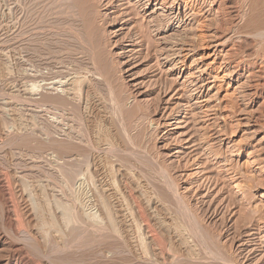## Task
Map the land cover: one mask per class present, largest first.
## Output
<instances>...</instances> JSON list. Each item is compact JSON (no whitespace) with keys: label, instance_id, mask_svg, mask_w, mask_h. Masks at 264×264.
Listing matches in <instances>:
<instances>
[{"label":"rangeland","instance_id":"obj_1","mask_svg":"<svg viewBox=\"0 0 264 264\" xmlns=\"http://www.w3.org/2000/svg\"><path fill=\"white\" fill-rule=\"evenodd\" d=\"M4 1L6 4L4 3ZM40 1L42 5L38 3V0H34L35 3H38L36 4L37 6L28 5L27 7L29 9L27 7V9L20 8L18 10V13V11H13V3H11L13 2V0H0V136L2 137H0V177H4L5 180L7 179L6 182H4V179L0 180L1 182H4V189H1L2 191L0 190V233H3L6 230L4 232L5 234L3 233V235L6 236L7 240L11 243L15 242L14 244H17L22 249L23 256L22 254L21 256L24 260V263L26 264V262H28L29 264H31V262H36V264H49L52 261L51 257H53V260H55L56 258L55 261H67L68 257L69 261H73L74 258L77 261L78 259H80L79 257L84 254L83 260L86 262H92L94 264H141L134 260L133 257L131 258L130 255H127L128 253L124 250L121 252L120 250L116 249L118 244L117 242L113 241V238L111 240L108 239L110 240L109 242L100 241V235L106 232H103L102 229L97 226L95 227V225H88L90 222V216L94 215V210L96 211L95 207L91 206L92 203L90 199L93 190L92 187L95 188L94 185H96L97 182L100 181L101 176H99V169L102 168L105 169L108 173L112 174H109L111 175L109 177H111L112 180L115 179L117 184L119 182L116 179L117 169L120 171H126L128 169V173L132 175L130 176L131 179L135 183L137 181L139 182L140 180L141 185L144 186L143 189L149 188L147 189V191L150 192L152 196H155L153 194H156V192L160 193L161 190L165 191L166 188L169 192L172 190L170 194H172L173 192V195L175 194L176 196H172L174 197V199L175 197H177L176 199L178 201L175 200V202L177 201V204H173L175 202H171L172 204H167L169 208H173L172 210L174 212H172L170 208L171 216L176 219V223L178 222L177 224L181 227L183 231L186 232L185 234H195V237H193V235L190 236L192 239L194 238V241L192 239L191 241L194 244V252L196 253L197 257L200 258V260H198L194 264H218V262L219 264H264V49L262 50L261 45L263 42L261 39L263 38L262 33L264 31L261 32L250 29H242V21L244 19L242 15L245 14L244 12H246V9L237 10L235 13L231 14L227 10V7L223 0H169L166 5V8L169 9L165 8V10H163L165 13L161 12V9L157 10L152 5L144 4L143 8H139L137 10V13H134L135 15L133 14V12H131L130 15L129 12L131 11V9H133L134 7H138V0H70V4L73 3V5H71L75 9L76 14L78 13L77 15L79 16V24L82 22L83 27L84 25L86 27H84L86 29V34L89 31V34L92 37L91 38L89 34H87V38L89 37L88 40H91V43L88 41L87 42L89 43V45L91 44L92 46H90V50L92 52V55L94 54L92 56L93 60H95L93 61V64L98 74V80H95L93 82L94 86L92 85V99L91 97H89V99L87 97V102H89L91 105L89 104V107L86 108V99H84L83 97L82 99L80 97L81 95L79 97L76 95L73 99L74 102L72 101L74 106H71L72 108L79 106L78 111L75 112L77 108H74L75 110H72V108L68 106L72 104H62V101L65 100V93H62L61 91L64 90L63 82L67 79L66 73H68L69 75L70 73L73 74L77 72L75 70H77L78 66L77 64L75 65L76 62H74V59L79 58V52L82 51L81 45H84V43L81 41L80 37L76 35L77 33L74 30L75 27L71 25L70 20L67 19L65 21L66 23L61 21V23L58 21L59 19L56 18L57 16L55 14V10H58V6H54V3L58 4V0H50L54 5L49 3V0ZM42 2L48 3L45 4ZM49 4L53 5L51 6L52 8L49 6ZM88 4L90 7H88ZM44 5H48L49 7H45ZM55 7H57V9ZM84 7L86 9H84ZM112 7L113 9H111ZM45 8H49L48 11ZM82 8L84 10H82ZM96 9L97 11H94ZM31 10L33 11L31 12ZM42 10H45L44 14ZM52 10H54V14L52 13ZM23 11L27 13V15L23 13ZM28 12H30L32 15ZM97 12L98 14H95ZM9 13L11 15H9ZM18 14H21L25 17H20V15ZM51 14L55 16H51ZM14 16L16 18H14ZM31 16H33L34 18H32ZM42 16L46 18L44 19ZM103 16L107 18V20H110L107 22V24L99 22L100 19L98 17L102 18ZM18 18H20V21ZM116 18H120L121 22L118 24H114L113 22L116 20ZM139 18L141 20L144 19L142 22H145L147 20L148 22H152L149 23L153 25L155 24L153 23V21L155 20H160L159 24H162L163 21L164 23L169 22L168 26L167 24H162L158 26V32L155 31V29L157 28H154L152 30L150 29L153 37L155 35L154 38L159 41L157 42L155 40L156 43L154 42V44L156 45V47H159L160 50L165 48L166 51L164 50L162 51V53H165L167 52V50H170L167 55L163 54L164 56L161 55V57H156L155 59V57H150L148 53L146 54V51L149 47V41L144 37H139L140 35L138 33V30L140 28L137 29L138 23L139 21H141L138 20ZM14 21L18 22V24ZM135 22L138 23L136 24ZM142 22L140 23L142 24ZM21 23L24 27H22ZM41 23H45V25H41L40 28L39 24ZM82 23L80 24L81 26ZM54 24L56 26H54ZM101 24H103L104 26H101ZM18 25H20L21 28ZM38 28H40L41 30ZM71 28H73V30ZM14 30L18 31L14 32ZM19 30L20 33H24L20 34ZM18 37L20 38V41ZM137 37L139 38V42ZM106 40H108L109 42ZM183 40H185L186 46L183 48L185 51L181 53L180 51L182 50V48L180 45H182L181 42ZM80 41L83 44L80 43ZM145 42L148 47L145 45ZM108 43L110 44L108 45ZM77 44L78 46H75ZM164 44L168 45V47ZM74 46L77 48V50H74L76 49L74 48ZM172 47L173 49H171ZM84 48L86 47L84 46ZM106 48L107 50H105ZM108 49H110V52ZM71 51L74 52L72 53ZM77 51H79V54L77 53ZM74 53L76 54L74 55ZM140 54L142 55L140 56ZM145 55H147L146 58L144 57ZM183 55H186L184 61L182 60ZM71 56H74V58ZM137 56L139 57V59ZM49 58L51 59L50 62L48 60ZM142 58L144 59V61L140 60ZM66 60L69 61L67 62ZM145 60L148 61L146 62ZM45 62L47 63V65ZM62 63H64V66L62 65ZM65 64L69 67H67ZM57 67L59 71H64V74L61 73V71V74L58 73L57 75V72H59ZM64 69L67 71L69 69V71L67 72ZM81 69L82 68H79L78 71L82 72L83 69ZM20 70H22V72ZM2 72L3 74H1ZM62 74L63 78L61 76ZM86 75V78L88 77L87 80L90 81L89 74L87 73ZM52 81L55 82V84H51L50 82ZM44 83H46V85ZM49 85L53 88H51ZM26 86L29 87L26 88ZM32 86L34 88L36 87L35 89H37L38 92L34 90V93H32V90L29 89L33 88ZM47 86L49 88H47ZM167 86H170V88L166 89ZM25 88L27 89V91ZM103 88H105L106 90L104 89V91H102ZM171 88L173 89L172 91ZM47 89V92L49 93L45 91ZM54 89L56 90V93L54 92ZM23 90L25 92H22ZM94 90H97V92H94ZM163 90H165V92H163ZM98 92L102 93L98 94ZM53 94H55V97L59 95V98H53ZM13 95L16 96L12 97ZM23 96L25 98H23ZM27 96L29 97V99ZM32 96L34 97V99ZM45 96H47V99L45 98ZM61 97L63 100L61 99L60 101ZM93 98H95L96 101L99 100L95 104L96 106L93 104ZM26 99L27 101L31 100L32 102L28 101V103H26ZM51 99L52 101L54 99L53 102L51 101L52 104L50 101H48ZM55 99L57 100L55 101ZM11 100L14 103L9 102ZM34 100H36L35 102L38 103H35ZM78 100L82 101L79 102ZM75 101L77 102V104L75 103ZM105 101L106 104L104 105ZM84 102L85 104H83ZM53 103L55 104V106L59 105L60 107L58 106L56 108ZM80 103H82L83 105H79ZM31 104L34 105L32 106ZM36 104L37 106L35 107ZM47 104H49L50 106ZM122 104L124 106H122ZM51 105H53V107L55 108H52ZM9 106L10 108H8ZM40 106L42 110L39 108ZM94 107L95 110H93ZM80 110H84L86 112H83V114ZM77 113L81 115H78ZM90 113L93 115H91ZM94 113H96L97 115H94ZM99 114H101L104 118ZM110 114H112V116ZM48 115L50 116L48 117ZM33 118L34 120L32 121L31 119ZM96 118L98 120H103V122H105V120H108L111 124L113 123L112 126L114 129L117 127L115 131L117 133V138H119L118 140L121 142V149L116 150L113 153L107 151L105 152L104 150H93V148L90 147L94 144L93 142L95 140L96 135L93 132L92 128L96 129L97 125L100 124V121H98ZM108 118H110V120ZM13 120H17L16 123L13 122ZM43 121H45L46 123ZM54 123L55 127H53ZM13 124L17 125H15L14 127ZM32 124L36 126L33 127ZM50 124H52L51 126L54 130H52ZM41 126L43 129L39 128ZM91 126L92 128H90ZM34 128L35 130H33ZM32 131L35 133L34 135ZM88 132H90L91 134ZM51 134L54 135L52 136ZM13 135L16 138L18 136L17 140L15 139V137H13ZM47 135L49 136V139ZM73 137L74 140H78L73 141ZM19 138L21 139V141L23 140V144H20L21 141ZM90 138L93 139V141L91 139L92 142L90 141ZM66 139L68 140V144L67 141H65ZM71 139L73 142H71ZM122 139H126L124 141L125 143L122 141ZM43 140L45 142L41 144V141ZM56 140L58 142L61 141V143L56 142ZM80 140L85 141L81 142ZM15 141L16 143H19L16 144ZM69 141L71 143H69ZM79 141L81 144L77 143ZM89 141L91 142V145L88 144ZM33 142L36 145H33ZM51 142H53V144ZM13 143L15 144V146L13 145ZM45 143H48L46 144L47 147H45ZM84 143H86V145ZM50 144L52 146H54V144L55 146L59 144L64 146L67 144V147L70 144H74L75 147H70H77L76 150L78 148L79 150H77L78 152L76 154V152H74L76 150L71 149L73 151L74 157L71 158L72 162L70 161L69 163L68 160H70V158H61L63 161L61 159L59 160L55 156L54 151L50 150L53 149ZM12 145L14 147H12ZM20 146L23 147L19 148ZM27 147L30 149V151L29 149H27ZM122 147L124 148V150H126L123 151ZM24 148H26L27 150ZM80 150L85 151L81 152ZM120 150L123 152H119ZM12 151H14V153ZM27 153H29L30 155H27ZM123 154L125 155V161L123 160ZM18 155L24 156H21V158ZM25 155L28 157H26ZM32 157L35 161L31 159ZM117 157L120 158L118 159ZM49 158L50 160H48ZM73 158L77 161V163L75 162V160H73ZM53 159L56 161V163L55 161H52ZM129 159L131 163L127 162ZM26 160L28 161V163ZM36 160L38 162H36ZM98 163L101 165L99 166ZM122 163L124 164V166ZM120 164L121 167L119 166ZM21 165L23 167H21ZM29 165L32 167L30 168V170ZM126 165L129 166H127V169L125 168ZM15 166L16 168H13ZM33 166L36 168L34 169ZM139 166H145V171L144 169L139 168ZM153 166L155 169H153ZM59 168L62 169L60 170ZM114 168L116 171H114ZM73 169L76 172H74ZM153 171L158 172L159 175L154 173ZM29 172L31 175L29 174ZM42 172L45 173L43 174ZM77 172L79 173L76 174ZM112 176H115L116 178H112ZM21 177L23 179L22 182H20ZM145 178L147 182L145 181ZM132 180L123 182L125 186L127 185L126 187L123 185V187L126 189V192L131 197L133 196L132 198L136 200H133L135 205H139L141 203V205H139V212L140 214L142 213V221L140 220L141 223H143L144 221L143 224H145V226L147 225L146 228L148 229H146V231H151L148 233H151V235H154L157 238L160 237L159 239H162L163 236L161 235V232L158 230V228L155 226L151 212L146 206H144L142 202H140V200L134 194L135 191L132 189L133 184H131L133 182ZM150 181L152 182L151 184ZM116 182L113 183L116 187H118L119 185H117ZM142 182L145 184H143ZM147 183H149L150 185ZM12 185H14V187H12ZM158 188L160 191L157 190ZM69 189L72 190L69 191ZM78 189L80 190V192L78 191ZM20 190L23 192H21ZM9 191L10 193H13L8 194L7 192ZM59 192L62 193L59 194ZM2 194H5V196L7 197L6 198L4 196L3 198H9V200L11 199L10 202L13 203V205L12 203H10V210L14 211L15 213V220L12 219L13 223H15L13 225L15 227L18 226L20 228L19 230L18 227L14 228L16 230V233L8 229L6 225L7 223L3 218V205L1 204L3 202ZM64 194L67 197H64ZM35 195L38 197H36ZM11 196L14 199H12ZM21 198H26V200L24 199V201L26 202L24 203ZM65 198L67 199V201ZM77 198H79L80 200H78ZM40 199H43V201L45 200L46 202L42 204L43 201H41ZM17 201H19V203ZM52 201H57L60 204L56 202L58 205L56 206V203ZM29 202H31L30 205L34 203L33 207L32 205H29ZM61 203L65 206H59L61 205ZM180 203L182 204L181 206ZM185 203L187 204L185 205ZM44 204L46 207L44 206ZM169 204H171L172 206ZM178 204L180 207L178 206ZM24 205L27 208H25ZM27 205L31 208L29 209ZM176 205L177 207H174ZM11 206L15 207L12 209ZM48 206H50V208ZM57 207L58 209L60 207L61 211L60 209L57 210ZM62 207H66L68 209L64 208L62 210ZM174 208L177 210H174ZM178 208L179 210L182 208L180 210L182 211L181 215L177 214V212L179 211ZM23 209L26 210L24 211ZM184 209H186L187 213L183 212L185 211ZM66 210L70 212V216L75 217H71L73 221H76L81 218V224L77 223L80 224L79 229L76 228L79 227V225H75L76 222L73 223L76 226L74 227L72 222H69V224L67 223L68 221L66 222V220L61 219L63 218L62 215ZM31 211H33V213ZM17 212L19 215L17 214ZM29 212L31 215L26 214ZM174 213H176L177 215H175ZM83 214L85 215V217L83 216ZM182 214H187L186 218L184 215L182 216ZM29 216L33 218V221L32 218ZM175 216L177 218L181 216L182 219H180L186 223H183L180 220L183 223L182 225V223L180 222L182 225L181 226L179 223V219L177 221V218ZM86 218H88V220ZM189 218L193 219L194 221L187 222L188 220H190ZM28 220L32 221L31 224ZM50 220L52 223L50 222ZM34 221H36V223ZM59 223H61L62 225ZM26 224H28L29 226ZM56 224L59 226H56ZM65 225L68 226V229H64V227H66ZM69 226L74 233L69 230ZM186 227L188 228V230L190 228L193 229L195 227V229L192 230L194 233H191L192 231L190 232L191 229L189 231L186 230ZM197 227L198 229H196ZM21 228H23L24 230ZM67 230L73 236L67 235L69 234ZM196 230L199 232H197ZM7 231H9L8 233L10 235L7 234ZM52 231H56L58 233V236L62 235L61 237H59V239L61 241L62 238V240H64L62 242L64 243H61L66 244L67 246L65 245V247H63L64 249L61 248V250H59L60 253H53V256L51 252V254L48 253L50 255L48 256V254L46 255V251L50 252L49 249L51 244H49V235L52 233ZM27 232H31L32 234L30 235H33V237L28 235ZM34 232H41V235H45L46 232L49 233L48 237L47 234L46 236H43L45 238L47 237L49 241L47 240V238L44 240L43 237L41 239H38L36 236H34ZM76 232L77 234H75ZM78 232L81 235H79ZM199 233H201V235L203 234L202 237L199 235ZM25 234H27V236ZM63 234H66L65 236H67L68 238L65 237ZM74 234L77 236H75ZM109 234L111 235L112 233L109 232ZM138 235L139 237H141L140 233H138ZM206 235L207 237H205ZM74 236L77 238L74 239ZM89 237L92 239L89 240ZM31 238L34 240H32ZM35 238H37L38 240ZM35 240L40 242L36 243ZM66 241H68L69 244ZM199 241L201 243H199ZM30 242L32 247L30 246ZM80 242H86L87 244L84 243V245ZM41 244L44 246H42ZM37 246H39V248H37ZM211 252L215 254V258L217 260L211 257ZM56 254L58 255V258L55 257ZM88 255H90L91 257ZM44 256L48 259V261L45 260ZM81 257L83 258V255ZM91 259H93L94 262Z\"/></svg>","mask_w":264,"mask_h":264},{"label":"bare ground","instance_id":"obj_2","mask_svg":"<svg viewBox=\"0 0 264 264\" xmlns=\"http://www.w3.org/2000/svg\"><path fill=\"white\" fill-rule=\"evenodd\" d=\"M11 1V0H10ZM39 2V4L40 5H42L41 4V1L40 0H38ZM47 1V0H46ZM50 1V0H49ZM48 1V2H49ZM52 1H55V0H52ZM57 1V0H56ZM139 2H137L138 3V7H134L133 9H131V11L129 12V14L131 13V12H133V14L135 13H137V10L139 9V8H143V6H144V4L145 5H152V6H154L157 10H162L161 12H164L163 10H165V8H166V5H167V3H168V1L169 0H138ZM224 1V3H225V5H226V7H227V10L231 13V14H233V13H235L237 10H242V9H246V12H242L244 15H242L243 16V21H242V29H250V30H255V31H261V32H263L264 31V0H223ZM2 2V1H1ZM37 2V1H36ZM48 2H46V3H48ZM70 0H58V4L57 3H52L51 1L49 2V3H51V4H53L54 6H58V10L56 11L55 10V8L57 9V7H55L54 8V10H55V12H54V10H52V13L54 14H56V18L57 19H59L58 21L59 22H61V21H63L64 23H66L65 21L68 19V20H70L71 21V25H73L74 27H75V32L77 33L76 35H78L79 37H80V39H81V41L84 43V45H81L82 46V51L81 52H79V51H77V53L79 52L80 53V56H79V58L78 59H74L75 61L74 62H76L75 63V65L77 64V66H78V68H77V70H75V71H77V72H75V73H70L69 75H68V73H66V80L63 82V81H61V82H63V89L64 90H62L61 91V89H60V91L63 93H65V100H63L62 99V97L60 98V101H61V99L63 100L62 102V104H64V103H67V104H72V105H68L69 107H73L74 105H73V103H72V101H73V99L75 98V96L77 95L78 97L80 96L81 98L83 97L84 99H86L85 100V102H86V104H85V102L83 103V104H85V106H86V108L87 107H89V102H87V97H88V99H89V97H91V94H92V90H93V88H92V85H93V82L95 81V80H98V74H97V71H96V69H95V67H94V64H93V61H95V60H93V58H92V56L94 55H92V52H91V50H90V48L92 47L91 46V44L89 45V43L88 42H90L89 40H88V38H87V34H89V31L87 32V34H86V27H85V25H84V27H83V23H82V26L79 24V16L76 14V11H75V9L73 8V3H71L70 4ZM4 3H5V1H4ZM11 3H13V11H15V12H17L20 8H22V9H24V8H26L28 5H35V6H37L36 4H38V3H35L34 2V0H13V2H11ZM42 3H45V2H42ZM45 3V4H46ZM223 3V4H224ZM6 4V3H5ZM53 5H50L49 4V6L51 7V6H53ZM74 5H75V3H74ZM85 5V4H84ZM136 5V4H135ZM170 5V4H169ZM45 7H47L46 5H44ZM48 6V7H49ZM2 7V6H1ZM11 7V6H10ZM32 7V6H31ZM43 7V6H42ZM88 7H90L89 6V4H88ZM87 7V8H88ZM171 7V6H170ZM225 7V8H226ZM28 8V7H27ZM26 8V9H27ZM52 8V7H51ZM50 8V9H51ZM115 8V7H114ZM145 8V7H144ZM172 8V7H171ZM29 9V8H28ZM42 9V8H41ZM40 9V10H41ZM46 9V8H45ZM49 9V8H48ZM48 9H46L47 11H48ZM84 9H86L85 7H84ZM83 8H82V10H84ZM98 9V8H97ZM97 9L96 10H94V11H97ZM111 9H113V7L111 8ZM166 9H169V8H166ZM39 10V11H40ZM88 10V9H87ZM141 10V9H140ZM25 11V10H24ZM23 11V13H25ZM29 11V10H28ZM33 10H31V12H32ZM38 11V12H39ZM43 11V14H44V11L45 10H42ZM169 11V10H168ZM85 12V11H84ZM153 12V11H152ZM171 12V11H170ZM241 12V11H240ZM18 13H19V11H18ZM28 13H30V12H28ZM42 13V12H41ZM47 13V12H46ZM50 13V12H49ZM48 13V14H49ZM94 13V12H93ZM165 13V12H164ZM14 14V13H13ZM26 15H27V13H25ZM31 14V13H30ZM53 14H51V16L53 15ZM95 14H98V12L97 13H95ZM134 14V15H135ZM169 14V13H168ZM241 14V13H240ZM9 15H11L10 13H9ZM15 15V14H14ZM18 15H20V17H22L23 15H21V14H18ZM32 15V14H31ZM50 15V14H49ZM131 15V14H130ZM166 15V14H165ZM235 15V14H234ZM34 16V15H33ZM33 16H31L32 18H34ZM53 16H55V15H53ZM78 16V17H77ZM169 16V15H168ZM18 17V16H17ZM23 17H25V16H23ZM28 17H29V15H28ZM40 17V16H39ZM43 17V16H42ZM50 17V16H49ZM14 18H16L15 16H14ZM38 18V17H37ZM44 18V17H43ZM46 18V17H45ZM44 18V19H45ZM55 18V17H54ZM100 20H99V22L101 23H103V24H107V22L108 21H110V20H107V18H105L104 16L102 17V18H100V17H98ZM164 18V17H163ZM166 18V17H165ZM11 19V18H10ZM19 19V21H20V18H18ZM17 19V20H18ZM51 19V18H50ZM123 19V18H122ZM135 19V18H134ZM158 19V18H157ZM14 20H16V19H14ZM24 20H26V19H24ZM32 20V19H31ZM35 20V19H34ZM39 20V19H38ZM48 20V19H47ZM138 20H141L140 18L138 19ZM144 20V19H143ZM143 20H141V21H139V23L140 22H142ZM166 20V19H165ZM33 21V20H32ZM40 21V20H39ZM52 21V20H51ZM69 21V22H70ZM112 21V20H111ZM132 21V20H131ZM134 21V20H133ZM160 20H155V21H153V23H155L154 25L153 24H150V23H152V22H148L147 20L145 21V22H142V24L140 23H138V22H135L136 24L138 23V28L137 29H139L138 31V33H139V37H144V38H146L148 41H149V47L146 45V42H145V45L148 47V49H147V51H146V54L148 53V55L150 56V57H155V59H156V57H161V55H167V53H169V51L167 50V52H165V53H162V51H166V49L165 48H163L162 50H160L159 49V47H156V45L154 44V42H155V35H154V37H153V35H152V32H151V30L152 29H154V28H157L158 26H160V25H164V24H167V26L169 25V22H165L164 23V21H163V23L162 24H159L160 22H159ZM14 22H16V21H14ZM26 22V21H25ZM30 22V21H29ZM41 22V21H40ZM58 22V23H59ZM121 22V19L120 18H116V20L113 22L114 24H118V23H120ZM17 24H18V22H16ZM23 23H24V21H23ZM27 23V22H26ZM46 23V22H45ZM45 23H41V24H39V26H40V28H41V25H45ZM51 23V22H50ZM62 23V22H61ZM29 24V23H28ZM103 24H101V26L103 25ZM133 24H134V22H133ZM21 25H22V23H21ZM48 25V24H47ZM50 25V24H49ZM69 25V24H68ZM110 25V24H109ZM153 25V26H152ZM19 27H20V25H18ZM17 26V27H18ZM26 26V25H25ZM28 26V25H27ZM54 26H56L55 24H54ZM67 26V25H66ZM104 26V25H103ZM106 26V25H105ZM18 27V28H19ZM22 27H24L23 25H22ZM37 27V26H36ZM134 27H135V25H134ZM162 27V26H161ZM14 28V27H13ZM15 28H16V25H15ZM21 28V27H20ZM40 28H38V29H40ZM45 28H46V26H45ZM24 29V28H23ZM22 29V30H23ZM28 29V28H27ZM33 29H37V28H33ZM65 29V28H64ZM72 30H73V28H71ZM85 29V30H84ZM136 29V28H135ZM151 29V30H150ZM158 29L159 28H157V29H155V31L156 32H158ZM41 30V29H40ZM62 30V29H61ZM18 31V30H17ZM16 30H14V32H17ZM154 31V32H155ZM63 32V31H62ZM19 33H20V30H19ZM21 33H24V32H21ZM20 33V34H21ZM26 33V32H25ZM255 33V32H254ZM260 33V32H259ZM11 34V33H10ZM28 34V33H27ZM40 34V33H39ZM49 34V33H48ZM51 34V33H50ZM53 34V33H52ZM72 34H73V32H72ZM71 34V35H72ZM12 35H13V33H12ZM17 35H19V34H17ZM44 35V34H43ZM157 35H159V34H157ZM262 35H263V38H261L262 39V50L264 49V32L262 33ZM14 36H16V35H14ZM89 36L91 37V35L89 34ZM260 36H261V34H260ZM20 37V36H19ZM18 37V39H19V41H20V38ZM74 37H76V36H74ZM258 37H259V35H258ZM14 38V37H13ZM17 38V37H16ZM78 38V37H77ZM92 38V37H91ZM75 39V38H74ZM137 39H138V42H139V38L137 37ZM76 40V39H75ZM162 40V39H161ZM14 41V40H13ZM18 41V42H19ZM29 41V40H28ZM80 41V43H82ZM88 41V42H87ZM106 41H108V40H106ZM129 41V40H128ZM134 41H135V39H134ZM144 41V40H143ZM157 41V40H156ZM76 42V41H75ZM109 42V41H108ZM157 42H159V41H157ZM246 42V41H245ZM244 42V43H245ZM24 43V42H23ZM77 43V42H76ZM82 43V44H83ZM91 43V42H90ZM104 43H106V42H104ZM133 43V42H132ZM156 43V42H155ZM169 43V42H168ZM182 45H180L181 46V48H182V50L180 51L181 53L182 52H184L185 50L183 49L185 46H186V42H185V40H183L182 42ZM31 44V43H30ZM79 44V43H78ZM78 44L77 45H75V46H78ZM110 43H108V45H109ZM141 44V43H140ZM165 45V44H164ZM163 45V46H164ZM74 46V48H76ZM84 46L86 47V48H84ZM91 46V47H90ZM107 46V45H106ZM165 46H167L168 47V45H165ZM18 47V46H17ZM80 47V46H79ZM79 47H78V49H79ZM110 47V46H109ZM108 47V48H109ZM144 47V46H143ZM14 49V48H13ZM12 49V50H13ZM21 49V48H20ZM171 49H173V47L171 48ZM186 49V48H185ZM26 50V49H25ZM73 50V49H72ZM74 50H77V48L76 49H74ZM105 50H107V48L105 49ZM109 50V52H110V49H108ZM260 50V49H259ZM24 51V50H23ZM23 51H21V52H23ZM27 51V50H26ZM97 51V50H96ZM179 51V50H178ZM21 52H19V53H21ZM72 53L74 52V51H71ZM76 52V51H75ZM104 52V51H103ZM180 52H178V53H180ZM78 53V54H79ZM152 53V54H151ZM171 53V52H170ZM71 54V53H70ZM76 53H74V55H75ZM107 54H108V51H107ZM124 54V53H123ZM172 54H173V52H172ZM4 55V54H3ZM14 55V54H13ZM12 55V56H13ZM138 55V54H137ZM142 54H140V56H141ZM144 55V54H143ZM163 55V56H164ZM182 55V54H181ZM40 56V55H39ZM54 56V55H53ZM52 56V57H53ZM58 56V55H57ZM148 56V57H149ZM169 56V55H168ZM172 56V55H171ZM185 56L186 55H183L182 57H183V61H184V59H185ZM5 57V56H4ZM42 57V56H41ZM47 57V56H46ZM51 57V58H52ZM55 57V56H54ZM70 57V56H69ZM71 57H73L74 58V56H71ZM75 57H77V56H75ZM132 57V56H131ZM138 57V56H137ZM145 58L147 57V55H145L144 56ZM143 57V58H144ZM173 57V56H172ZM38 58V57H37ZM140 59V60H143L144 61V59ZM59 59V58H58ZM138 59H139V57H138ZM149 59V58H148ZM154 59V60H155ZM28 60V59H27ZM33 60V59H32ZM47 60V59H46ZM49 60V62H50V58L48 59ZM53 60H55V59H53ZM52 60V61H53ZM57 60V59H56ZM63 60V59H62ZM61 60V61H62ZM69 60H70V58H69ZM68 60V61H69ZM72 60V59H71ZM137 60V59H136ZM139 60V61H140ZM159 60V59H158ZM167 60V59H166ZM181 60V61H182ZM45 61V60H44ZM61 61H60V63H61ZM67 61V60H66ZM67 61V62H68ZM138 61V62H139ZM146 61V60H145ZM148 61V60H147ZM146 61V62H147ZM48 62V63H49ZM57 62H58V60H57ZM137 62V61H136ZM18 63V62H17ZM32 63V62H31ZM39 63V62H38ZM44 63V62H43ZM46 63V62H45ZM59 63V62H58ZM182 63V62H181ZM184 63V62H183ZM33 64V63H32ZM42 64V63H41ZM64 63H62V65H63ZM69 64V63H68ZM157 64V63H156ZM178 64V63H177ZM16 65V64H15ZM29 65V64H28ZM31 65V64H30ZM46 65H47V63H46ZM54 65V64H53ZM61 65V64H60ZM66 65V64H65ZM70 65V64H69ZM74 65V66H75ZM183 65V64H182ZM44 66V65H43ZM49 66H50V64H49ZM64 66V65H63ZM67 66V65H66ZM156 66V65H155ZM16 67V66H15ZM19 67V66H18ZM59 67H62V66H59ZM67 67H69V66H67ZM160 67V66H159ZM56 68V67H55ZM79 68H82L83 70H84V72H83V70H82V72H83V75H82V72H80V71H78V69ZM21 69V68H20ZM39 69V68H38ZM37 69V70H38ZM44 69H46V68H44ZM49 69V68H48ZM57 69H58V67H57ZM70 69V68H69ZM69 69H68V71H69ZM72 69V68H71ZM73 69H74V67H73ZM23 70V69H22ZM22 70H20L21 72H22ZM65 70V69H64ZM160 70V69H159ZM158 70V71H159ZM180 70V69H179ZM33 71V70H32ZM58 71H59V69H58ZM62 71V70H61ZM61 71H59V72H57V75H58V73H60ZM65 71H67V70H65ZM67 71V72H68ZM162 71V70H161ZM1 72V71H0ZM25 72V71H24ZM64 71H62L61 73H63ZM163 72V71H162ZM181 72V71H180ZM17 73H18V71H17ZM50 73H51V71H50ZM54 73V72H53ZM60 73V74H61ZM89 74V76H90V81H88L87 80V78H86V74ZM1 74H3V72L1 73ZM64 74V73H63ZM63 74L61 75L62 76V78H63ZM85 74V75H84ZM36 75V74H35ZM43 75V74H42ZM54 75V74H53ZM56 75V76H57ZM31 76H34V75H31ZM37 76H39V75H37ZM47 76V75H46ZM60 76V75H59ZM58 76V77H59ZM69 76V77H68ZM100 76V75H99ZM5 77V76H4ZM30 77V76H29ZM42 77V76H41ZM46 79V78H45ZM58 79H60V78H58ZM101 79V78H100ZM20 80V79H19ZM22 80V79H21ZM42 80V79H41ZM40 80V81H41ZM62 80V79H61ZM184 80H186V79H184ZM5 81H6V79H5ZM26 81V80H25ZM44 81V80H43ZM17 82V81H16ZM57 82V81H56ZM5 83V82H4ZM7 83V82H6ZM48 83V82H47ZM51 84H55V82H50ZM104 83V82H103ZM25 84H26V82H25ZM34 84V83H33ZM32 84V85H33ZM43 84V83H42ZM45 85H46V83H44ZM61 84V83H60ZM183 84H184V82H183ZM182 84V85H183ZM44 85V86H45ZM97 85V84H96ZM136 85V84H135ZM158 85H160V84H158ZM14 86H15V84H14ZM50 86V85H49ZM55 86V85H54ZM60 86H62V85H60ZM94 86V85H93ZM99 86V85H98ZM104 86V85H103ZM110 86H111V84H110ZM147 86V85H146ZM19 87V86H18ZM23 87H25V86H23ZM29 87V86H28ZM27 86H26V88H28ZM31 87V86H30ZM33 87V86H32ZM51 88H53L52 86H50ZM58 87V86H57ZM96 87V86H95ZM101 87V86H100ZM14 88V87H13ZM25 88V89H26ZM34 88V87H33ZM33 88H29V89H31L32 90V93H34L33 91L35 90V91H37V89H33ZM47 88H49L48 86H47ZM106 88V87H105ZM105 88H103L102 89V91H104V89ZM150 88V87H149ZM160 88V87H159ZM169 89L170 88V86L168 87H166V89ZM181 88V87H180ZM188 88H189V86H188ZM24 89V90H25ZM28 89V90H29ZM55 89H57V88H55ZM54 89V92L56 91ZM184 89V88H183ZM3 90H4V88H3ZM22 91V92H25V91ZM106 90V89H105ZM162 90V89H161ZM160 90V91H161ZM173 89L171 88V91H172ZM26 91H27V89H26ZM40 91V90H39ZM42 91V90H41ZM46 92L48 91V89L47 90H45ZM60 91H59V93H60ZM97 92V90H94V92ZM168 91V90H167ZM180 91V90H179ZM184 91V90H183ZM38 92V91H37ZM46 92H45V95H46ZM163 92H165V90H163ZM169 92H170V90H169ZM185 92H186V90H185ZM3 93V92H2ZM40 93V92H39ZM47 93H49V92H47ZM56 93V92H55ZM58 93V92H57ZM102 93V92H101ZM101 93H99L98 92V94H101ZM104 93V92H103ZM139 93V92H138ZM159 93V92H158ZM168 93V92H167ZM42 94V93H41ZM164 94V93H163ZM186 94V93H185ZM11 95V94H10ZM18 95V94H17ZM20 95V94H19ZM23 95H24V93H23ZM26 95V94H25ZM43 95H44V91H43ZM52 95V94H51ZM57 95V94H56ZM61 95V94H60ZM5 96V95H4ZM16 96V95H15ZM14 95L12 96V97H15ZM21 96V95H20ZM48 96V95H47ZM47 96H45V98L47 97ZM53 98H57L59 95H57L56 97H55V94H53ZM117 96V95H116ZM115 96V97H116ZM10 97V96H9ZM28 97V96H27ZM33 97V96H32ZM31 97V98H32ZM44 97V96H43ZM49 97V96H48ZM51 97V96H50ZM63 97H64V95H63ZM98 97V96H97ZM97 97H95V98H97ZM112 97V96H111ZM23 98H25L24 96H23ZM59 98V97H58ZM77 98V97H76ZM82 98V99H83ZM95 98H93L94 99V101H93V104L95 105L99 100V98L97 99L98 101H96V99ZM9 99V98H8ZM22 99V98H21ZM28 99H29V97H28ZM33 99H34V97H33ZM41 99V98H40ZM47 99V98H46ZM91 99H92V97H91ZM117 99H119V98H117ZM37 100V99H36ZM36 100H34V102L36 101ZM57 99H55V101H56ZM103 100V99H102ZM105 100V99H104ZM122 100H124V99H122ZM24 101V100H23ZM29 101V100H28ZM28 101H27V99H26V103H28ZM31 101V100H30ZM29 101V102H30ZM48 101H52V99L51 100H48ZM53 101H54V99H53ZM52 101V102H53ZM79 101V100H78ZM82 101V100H81ZM81 101H79V102H81ZM89 101V100H88ZM9 102H12V100L11 101H9ZM32 102V101H31ZM33 102V103H34ZM40 102V101H39ZM52 102H51V104H52ZM74 102V101H73ZM92 102V101H91ZM104 102V101H103ZM12 103H14V102H12ZM11 103V104H12ZM20 103V102H19ZM35 103H38V102H35ZM57 103V102H56ZM75 103L77 104V102L75 101ZM74 103V104H75ZM119 103V102H118ZM23 104V103H22ZM43 104V103H42ZM46 104V103H45ZM58 104V103H57ZM82 103H80L79 105H81ZM82 104V105H83ZM106 104V101H105V103H104V105ZM156 104V103H155ZM1 105V104H0ZM5 105V104H4ZM32 105V104H31ZM34 105V104H33ZM32 105V106H33ZM39 105V104H38ZM40 105H41V103H40ZM47 105H49V104H47ZM53 105L55 106V104L53 103ZM53 105H51L52 106V108H57L58 106H55V107H53ZM65 105V104H64ZM91 105V104H90ZM99 105H100V103H99ZM154 105V104H153ZM37 106V104L35 105V107ZM44 106V105H43ZM50 106V105H49ZM62 106V105H61ZM68 106H67V108H68ZM96 106V105H95ZM102 106V105H101ZM107 106V105H106ZM105 106V107H106ZM122 106H124L123 104H122ZM21 107V106H20ZM30 107V106H29ZM60 107V106H59ZM71 107V108H72ZM91 107V106H90ZM104 107V106H103ZM108 107V106H107ZM114 107V106H113ZM156 107V106H155ZM185 107V106H184ZM4 108V107H3ZM6 108V107H5ZM8 108H10V106L8 107ZM11 108H12V106H11ZM32 108V107H31ZM40 109H41V106L39 107ZM49 108V107H48ZM74 108H77V110L75 111V112H77L78 111V109H79V106L77 107H74ZM74 108H72V110H75ZM83 108V107H82ZM82 108H80V109H82ZM93 108V107H92ZM100 108V107H99ZM123 108V107H122ZM33 109V108H32ZM37 109V108H36ZM39 109V110H40ZM91 109V108H90ZM90 109H89V111H90ZM112 109V108H111ZM125 109V108H124ZM42 110V109H41ZM45 110H46V107H45ZM48 110V109H47ZM92 110V109H91ZM93 110H95V107H94V109ZM110 110V109H109ZM113 110H116V109H113ZM122 110V109H121ZM150 110V109H149ZM1 111H2V109H1ZM61 111H63V110H61ZM67 111V110H66ZM80 111H82V110H80ZM151 111V110H150ZM155 111V110H154ZM8 112V111H7ZM14 112V111H13ZM44 112V111H43ZM85 113L86 111H82V113ZM93 112V111H92ZM146 112V111H145ZM12 113V112H11ZM15 113V112H14ZM13 113V114H14ZM80 113V112H79ZM83 113V114H84ZM97 113V112H96ZM96 113H94V115L96 114ZM105 113V112H104ZM103 113V114H104ZM112 113H114V112H112ZM129 113V112H128ZM132 113H133V111H132ZM10 114V113H9ZM16 114H18V113H16ZM23 114V113H22ZM47 114V113H46ZM54 114V113H53ZM74 114V113H73ZM78 114V113H77ZM91 114V113H90ZM98 114V113H97ZM96 114V115H97ZM108 114V113H107ZM156 114V113H155ZM11 115V114H10ZM55 115H56V113H55ZM62 115V114H61ZM69 115V114H68ZM78 115H81V114H78ZM85 115H87V114H85ZM91 115H93V114H91ZM100 116H102L101 114H99ZM109 115V114H108ZM107 115V116H108ZM111 116H112V114H110ZM123 115V114H122ZM150 115V114H149ZM50 115H48V117H49ZM84 116V115H83ZM99 116V117H100ZM107 116H106V118H107ZM110 116V117H111ZM114 116V115H113ZM2 117V116H1ZM5 117V116H4ZM10 117V116H9ZM12 117V116H11ZM15 117H16V115H15ZM44 117V116H43ZM46 117V116H45ZM54 117V116H53ZM66 117V116H65ZM88 117V116H87ZM93 117V116H92ZM103 117V116H102ZM101 117V118H102ZM117 117V116H116ZM24 118V117H23ZM84 118V117H83ZM98 118V117H97ZM96 118V119H97ZM104 118V117H103ZM1 119H3V118H1ZM54 119V118H53ZM66 119V118H65ZM94 119V118H93ZM93 119H92V121H93ZM100 119V118H99ZM109 120H110V118H108ZM112 119V118H111ZM122 119V118H121ZM5 120V119H4ZM32 121L34 120V118L33 119H31ZM56 120H58V119H56ZM64 120V119H63ZM72 120V119H71ZM91 120V119H90ZM98 120V119H97ZM105 120V119H104ZM113 120V119H112ZM111 120V121H112ZM118 120V119H117ZM125 120V119H124ZM17 121V120H16ZM16 121H14L13 120V122H15L16 123ZM21 121V120H20ZM26 121H27V119H26ZM47 121V120H46ZM49 121V120H48ZM55 121V120H54ZM62 121V120H61ZM87 121V120H86ZM91 121V122H92ZM98 121H100V124L99 125H97V127H96V129H93L92 128V126L90 127V128H92V130H93V132L96 134L95 135V140H94V144L92 145V146H90L91 145V142L93 141V139L92 138H90V141H91V139H92V141L90 142L89 141V143L88 144H90V145H88V146H90L91 148H93V150L95 149V150H98V151H102V150H104L105 152L107 151V152H113L114 153V151H116V150H119V149H121V142L118 140L119 138H117V133H116V131H115V129L117 128H113V126H112V124L108 121V120H105V122H103V120H98ZM115 121V120H114ZM122 121V120H121ZM120 121V122H121ZM35 122V121H34ZM42 122V121H41ZM43 122H45V121H43ZM80 122V121H79ZM119 122V121H118ZM9 123V122H8ZM39 123V122H38ZM46 123V122H45ZM48 123V122H47ZM94 123V122H93ZM106 125H105V124ZM116 123H117V121H116ZM115 123V124H116ZM5 124V123H4ZM21 124H24V123H21ZM36 124V123H35ZM43 124V123H42ZM49 124V123H48ZM63 124V123H62ZM89 124H91V123H89ZM7 125H9V124H7ZM11 125V124H10ZM14 125V124H13ZM15 125H17V124H15ZM15 125H14V127H15ZM33 125V124H32ZM44 125V124H43ZM52 124H50V126H51ZM64 125V124H63ZM94 125V124H93ZM122 125V124H121ZM4 126H6V125H4ZM20 126V125H19ZM21 126H23V125H21ZM36 126V125H35ZM34 125H33V127H35ZM49 126V125H48ZM71 126V125H70ZM90 126V125H89ZM124 126V125H123ZM6 127H8V126H6ZM38 127V126H37ZM36 127V128H37ZM53 127H55V123H54V125H53ZM58 127V126H57ZM82 127V126H81ZM95 127V126H94ZM119 127H120V125H119ZM118 127V128H119ZM39 128H41V129H43L42 128V126L41 127H39ZM51 128H52V126H51ZM88 128V127H87ZM86 128V129H87ZM32 129V128H31ZM38 129V128H37ZM45 129V128H44ZM48 129H49V127H48ZM57 129V128H56ZM79 129V128H78ZM15 130V129H14ZM33 130H35V128L33 129ZM46 130H47V127H46ZM52 130H54L53 128H52ZM84 130V129H83ZM27 131V130H26ZM40 131V130H39ZM42 131V130H41ZM44 131V130H43ZM69 131H70V129H69ZM78 131V130H77ZM124 131V130H123ZM129 131V130H128ZM4 132V131H3ZM21 132H22V130H21ZM24 132V131H23ZM33 132V131H32ZM32 132H31V134H32ZM45 132V131H44ZM44 132H43V134H44ZM60 132V131H59ZM90 132H91V130H90ZM90 132H88V133H90ZM125 132H127V131H125ZM124 132V133H125ZM15 133V132H14ZM37 133V132H36ZM46 133V132H45ZM48 133V132H47ZM71 133H72V131H71ZM25 134V133H24ZM23 134V135H24ZM27 134V133H26ZM35 133L33 132V135H34ZM40 134H42V133H40ZM70 134V133H69ZM80 134V133H79ZM83 134H84V132H83ZM91 134V133H90ZM120 134V133H119ZM37 135V134H36ZM52 135V134H51ZM54 135V134H53ZM52 135V136H53ZM76 135V134H75ZM81 135V134H80ZM94 135V134H93ZM26 136H29V135H26ZM39 136V135H38ZM49 136H50V134H49ZM49 136L47 135V137H48V139H49ZM55 136H57V135H55ZM70 136V135H69ZM86 136V135H85ZM1 137V136H0ZM13 137H15L14 135H13ZM32 137V136H31ZM61 137V136H60ZM66 137V136H65ZM64 137V138H65ZM68 137V136H67ZM74 137H76V136H74ZM74 137L72 138L73 139V141H76V140H78V139H76V140H74ZM78 137V136H77ZM87 137V136H86ZM88 137H89V135H88ZM119 137V136H118ZM124 137V136H123ZM2 138V137H1ZM17 138H18V136H17ZM17 138L15 137V139L17 140ZM27 138V137H26ZM44 138V137H43ZM126 138V137H125ZM131 138V137H130ZM6 139V138H5ZM10 139V138H9ZM20 139V138H19ZM47 139V138H46ZM72 139H71V142H73L72 141ZM29 140V139H28ZM45 140V139H44ZM41 141V144L43 143V142H45V141ZM55 140V139H54ZM53 140V141H54ZM89 140V139H88ZM126 140V139H125ZM125 140H123L122 139V141L124 142ZM14 141V140H13ZM12 141V142H13ZM20 141H21V139H20ZM23 141V140H22ZM20 142V144L22 143L23 144V142ZM51 141V140H50ZM65 141H67V144H68V140L66 139ZM81 141V140H80ZM80 141L79 142H77V143H79V144H81L80 143ZM85 141V140H84ZM84 141H81V142H84ZM7 142H8V139H7ZM11 142V143H12ZM27 142V141H26ZM36 142V141H35ZM56 142H58L57 140H56ZM60 143H61V141H59ZM58 142V143H59ZM70 141H69V143H71ZM15 143H16V141H15ZM19 142H17L16 144H18ZM38 143V142H37ZM40 143V142H39ZM49 143V142H48ZM48 143H45V147H47V145L46 144H48ZM52 144H53V142H51ZM63 143H64V140H63ZM66 143V142H65ZM125 143V142H124ZM33 145H36V144H34V142L32 143ZM66 144V145H67ZM75 144V143H74ZM74 144L73 145H69L68 147L66 146V145H64V146H66V147H64L63 145H57V146H55V144H54V146H52L51 144V147H53V149H50V150H53L54 151V153H55V156L60 160L61 158H70V160H68L69 161V163H70V161H71V158L72 157H74L73 156V151L71 150V149H74V150H76V148H71L70 146H74ZM85 145H86V143H84ZM126 144H127V142H126ZM13 145L15 146V144L13 143ZM12 145V147H14ZM32 145V146H33ZM40 145V144H39ZM76 145V144H75ZM128 145H130V144H128ZM135 145V144H134ZM141 145V144H140ZM24 146V145H23ZM22 146V147H23ZM77 146V145H76ZM10 147V146H9ZM21 146L19 147V148H22ZM41 147V146H40ZM50 147V146H49ZM50 147V148H51ZM75 147V146H74ZM80 147V146H79ZM83 147V146H82ZM42 148V147H41ZM123 148V147H122ZM140 148V147H139ZM24 149H26V148H24ZM27 149H29L28 147H27ZM26 149V150H27ZM45 149V148H44ZM81 149V148H80ZM90 149V148H89ZM133 149V148H132ZM141 149V148H140ZM143 149V148H142ZM18 150V149H17ZM16 150V151H17ZM22 150V149H21ZM34 150V149H33ZM77 150H79V148L77 149ZM74 151V152H76V154H77V152L78 151ZM126 150V149H125ZM124 150V148H123V151H125ZM130 150H131V148H130ZM139 150V149H138ZM23 151V150H22ZM29 151H30V149H29ZM81 151V150H80ZM85 151V150H84ZM84 151H81V152H84ZM123 151H119V152H123ZM13 153H14V151H12ZM18 152V151H17ZM134 152V151H133ZM138 152V151H137ZM143 152H145V151H143ZM147 152V151H146ZM19 153V152H18ZM24 153V152H23ZM26 153V152H25ZM46 153V152H45ZM80 153V152H79ZM140 153V152H139ZM148 153V152H147ZM21 154V153H20ZM19 154V155H20ZM35 154V153H34ZM41 154H43V153H41ZM110 154H112V153H110ZM115 154H118V153H115ZM18 155V156H19ZM27 155H30L29 153H27ZM36 155V154H35ZM119 155H121V154H119ZM118 155V156H119ZM144 155V154H143ZM21 156H24V155H21ZM21 156H19V157H21ZM26 156V155H25ZM37 156V155H36ZM48 156V155H47ZM84 156V155H83ZM113 156H114V154H113ZM125 155L123 154V157H124ZM139 156H141V155H139ZM150 156V155H149ZM26 157H28V156H26ZM30 157V156H29ZM78 157V156H77ZM87 157V156H86ZM95 157H96V155H95ZM98 157V156H97ZM104 157V156H103ZM115 157H116V155H115ZM121 157V156H120ZM119 157V158H120ZM128 157V156H127ZM18 158V157H17ZM22 158V157H21ZM54 158V157H53ZM76 158V157H75ZM94 158V157H93ZM118 158V157H117ZM118 158V159H119ZM129 158H131V157H129ZM14 159V158H13ZM24 159V158H23ZM31 159H33V157L31 158ZM36 159V158H35ZM39 159V158H38ZM44 159V158H43ZM92 159V158H91ZM117 159V160H118ZM125 159V157L123 158V160ZM127 159V158H126ZM133 159V158H132ZM145 159V158H144ZM34 160V159H33ZM48 160H50V158L48 159ZM62 160V159H61ZM73 160H75L74 158H73ZM78 160V159H77ZM110 160H111V158H110ZM149 160V159H148ZM27 161V160H26ZM32 161V160H31ZM30 161V162H31ZM35 161V160H34ZM53 162L55 161L54 159L52 160ZM63 161V160H62ZM102 161V160H101ZM125 161V160H124ZM145 161V160H144ZM24 162V161H23ZM29 162V163H30ZM33 162V161H32ZM36 162H38L37 160H36ZM41 162H42V160H41ZM40 162V163H41ZM47 162H49V161H47ZM46 162V163H47ZM72 162V161H71ZM75 162L77 163V161L75 160ZM112 162V161H111ZM127 162H130V159L127 161ZM126 162V163H127ZM20 163H21V161H20ZM27 163H28V161H27ZM55 163H56V161H55ZM74 163V162H73ZM131 163V162H130ZM145 163V162H144ZM143 163V164H144ZM155 163V162H154ZM153 163V164H154ZM23 164V163H22ZM33 164V163H32ZM64 164H66V163H64ZM84 164V163H83ZM92 164V163H91ZM99 164V163H98ZM123 164V163H122ZM134 164V163H133ZM48 165H50V164H48ZM54 165V164H53ZM63 165V164H62ZM67 165H70V164H67ZM79 165V164H78ZM101 164H99V166H100ZM129 165V164H128ZM128 165H126V169H127V166ZM30 166V165H29ZM28 166V167H29ZM51 166H52V164H51ZM55 166H56V164H55ZM54 166V167H55ZM59 166V165H58ZM61 166V165H60ZM83 166H85V165H83ZM96 166H97V164H96ZM95 166V167H96ZM98 166V167H99ZM120 167H121V164L119 165ZM123 166H124V164H123ZM130 166V165H129ZM128 166V167H129ZM132 166V165H131ZM136 166V165H135ZM134 166V167H135ZM141 166V165H140ZM139 166V168H142V169H144V167H140ZM155 166V165H154ZM154 166H153V169H155L154 168ZM21 167H23L22 165H21ZM27 167V168H28ZM34 167V166H33ZM39 167V166H38ZM37 167V168H38ZM44 167V166H43ZM42 167V168H43ZM88 167V166H87ZM86 167V168H87ZM93 167V166H92ZM92 167H90V168H92ZM104 167V166H103ZM108 167V166H107ZM6 168H8V167H6ZM13 168H16V166L15 167H13ZM30 168H32L31 166L29 167V170H30ZM36 167H34V169H35ZM69 168H71V167H69ZM124 168V167H123ZM131 168V167H130ZM4 169V168H3ZM60 169V168H59ZM62 169V168H61ZM60 169V170H61ZM68 169V168H67ZM79 169V168H78ZM120 169V168H119ZM125 169V170H126ZM159 169H161V168H159ZM165 169V168H164ZM14 170H16V169H14ZM26 170V169H25ZM64 170V169H63ZM76 170V169H75ZM128 170V169H127ZM120 171V170H118L117 169V178L115 177V176H112V178L114 177V178H116L119 182H118V184H117V182L115 181V179H111V177H109V176H111L112 174L111 173H108L105 169H99V172H100V174H99V176H101V179H100V177H99V179H100V181H98L97 182V184L96 185H94L95 186V188L94 187H92L93 188V190H92V193H91V206L92 207H95V209H96V211L94 210L93 212V214L94 215H91L90 216V222H89V224L88 225H90V224H92V225H95V227L97 226V227H99L100 229H102V231L104 232H106V233H103L102 235H100V241H103V242H109L112 238L114 239L113 241H115V242H117V244H118V246L116 247V249H118V250H120L121 252L124 250L125 252H127L128 254L127 255H130L131 256V258L133 257V259L134 260H136L138 263H141V264H194L195 262H197L198 260H200V258H198L197 257V255H196V253L194 252V244H193V242L191 241V236L190 235H193V234H190V235H187V234H185L186 232L185 231H183L182 229H181V227L176 223V219L174 218V217H172L171 216V211L172 212H174L172 209L173 208H171V211H170V208H169V206L167 205L168 203H171V202H175V200H177L176 198L177 197H175V199H174V197L173 196H176L175 194L173 195V192H172V194H170L171 193V191L169 192L168 190H167V188H166V190L165 191H163V190H159V188L157 189L158 191H160V193H158V192H156V194H157V196H156V194H153V195H155V196H152V194L150 193V192H148L147 191V189H149V188H144L143 189V185H141V182H140V180H139V182L137 183H135L132 179H131V177L130 176H132V175H130L129 173H128V171ZM73 171H74V169H73ZM114 171H116L115 170V168H114ZM144 171H145V169H144ZM15 172H17V171H15ZM19 172V171H18ZM34 172V171H33ZM32 172V173H33ZM74 172H76V171H74ZM154 172V171H153ZM164 172V171H163ZM4 173V172H3ZM27 173V172H26ZM43 173V172H42ZM45 173V172H44ZM43 173V174H44ZM65 173H66V171H65ZM70 173V172H69ZM79 172H77L76 174H78ZM81 173V172H80ZM146 173V172H145ZM154 173H156V174H158V172H154ZM166 173V172H165ZM170 173V172H169ZM29 174H30V172H29ZM68 174V173H67ZM75 174V175H76ZM109 174H111V175H109ZM133 174V173H132ZM31 175V174H30ZM46 175V174H45ZM53 175V174H52ZM60 175V174H59ZM70 175V174H69ZM81 175V174H80ZM159 175V174H158ZM165 175H167V174H165ZM26 176V175H25ZM49 176V175H48ZM82 176V175H81ZM137 176V175H136ZM153 176V175H152ZM155 176V175H154ZM162 176V175H161ZM51 177V176H50ZM74 177V176H73ZM77 177V176H76ZM79 177V176H78ZM83 177V176H82ZM145 177H146V175H145ZM1 179L0 180H3L4 179V177H0ZM7 178H9V177H7ZM19 178H20V176H19ZM75 178V177H74ZM87 178V177H86ZM93 178V177H92ZM144 178V177H143ZM148 178H149V176H148ZM171 178V177H170ZM11 179V178H10ZM33 179V178H32ZM35 179H37V178H35ZM80 179V178H79ZM91 179V178H90ZM135 179V178H134ZM137 179V178H136ZM165 179V178H164ZM172 179V178H171ZM5 180V179H4ZM7 180V179H6ZM6 180L4 181V182H6ZM19 180V179H18ZM22 177H21V180H20V182H22ZM50 180V179H49ZM76 180V179H75ZM95 180V179H94ZM129 180H132L133 182L131 183V184H133V186H132V189L135 191V195H136V197L140 200V202H142L143 204H144V206H146L147 208H148V210L151 212V215H152V219H154V223H155V226L158 228V230L161 232V235L163 236H161L162 237V239H159L160 237H155L154 235H151V233H148V232H151V231H146V229H148V228H146L147 227V225L145 226V224H143L144 223V221H143V223H141V214H140V212H139V208H140V206L139 205H141V203L139 204V205H135L134 204V201H136V200H134L127 192H126V189L123 187V185L125 186V184L123 183V182H125V181H129ZM152 180V179H151ZM24 181H26V180H24ZM36 181V180H35ZM40 181V180H39ZM52 181V180H51ZM90 181V180H89ZM145 181H146V178H145ZM4 182H1L0 181V190L1 189H4V185H3V183ZM17 182V181H16ZM19 182V183H20ZM85 182V181H84ZM83 182V183H84ZM113 182H116V184L117 185H119L118 187H116L115 185H114V183ZM144 182V181H143ZM142 182V183H143ZM147 182V181H146ZM149 182V181H148ZM9 183V182H8ZM7 183V184H8ZM18 183V184H19ZM57 183V182H56ZM82 183V184H83ZM91 183V182H90ZM89 183V184H90ZM93 183V182H92ZM152 182L150 181V184H151ZM165 183V182H164ZM164 183H163V185H164ZM7 184H5V185H7ZM12 184V183H11ZM16 184V183H15ZM36 184V183H35ZM41 184V183H40ZM52 184V183H51ZM54 184V183H53ZM61 184V183H60ZM143 184H145V183H143ZM147 184H149V183H147ZM149 184V185H150ZM167 184V183H166ZM25 185V184H24ZM30 185V184H29ZM39 185V184H38ZM65 185V184H64ZM67 185V184H66ZM69 185V184H68ZM35 186V185H34ZM46 186V185H45ZM47 186H49V185H47ZM81 186V185H80ZM127 186V185H126ZM125 186V187H126ZM165 186H167V185H165ZM7 187H9V186H7ZM7 187H6V189H7ZM12 187H14V185H12ZM32 187V186H31ZM61 187V186H60ZM66 187V186H65ZM70 187V186H69ZM90 187V186H89ZM162 187V186H161ZM24 188V187H23ZM43 188V187H42ZM41 188V189H42ZM78 188V187H77ZM131 188V187H130ZM153 188H154V186H153ZM157 188V187H156ZM10 189H12V188H10ZM15 189V188H14ZM34 189V188H33ZM32 189V190H33ZM76 189V188H75ZM89 189V188H88ZM176 189V188H175ZM174 189V190H175ZM38 190V189H37ZM44 190V189H43ZM55 190V189H54ZM70 190H72V189H69V191ZM173 190V191H174ZM2 191V190H1ZM4 191V190H3ZM5 191H7V190H5ZM11 191V190H10ZM10 191L9 192H7L8 194L10 193ZM14 191V190H13ZM18 191V190H17ZM21 191V190H20ZM27 191H28V189H27ZM42 191V190H41ZM63 191V190H62ZM68 191V190H67ZM78 191L80 192V190L78 189ZM15 192V191H14ZM19 192V191H18ZM21 192H23V191H21ZM20 192V193H21ZM25 192V191H24ZM40 192V191H39ZM45 192V191H44ZM56 192H58V191H56ZM90 192V191H89ZM1 193V192H0ZM6 193V192H5ZM6 193V194H7ZM13 193V192H12ZM12 193H10V194H12ZM33 193H35V192H33ZM46 193V192H45ZM44 193V194H45ZM62 193V192H61ZM60 192H59V194H61ZM65 193V192H64ZM71 193V192H70ZM22 194V193H21ZM32 194V193H31ZM58 194V193H57ZM56 194V195H57ZM3 195V196H2ZM1 196H2V198L5 196V194H2ZM30 195V194H29ZM51 195V194H50ZM81 195V194H80ZM89 195V194H88ZM173 195V196H172ZM31 196V195H30ZM36 196V195H35ZM62 196V195H61ZM78 196V195H77ZM90 196V195H89ZM88 196V197H89ZM179 196V195H178ZM6 197V196H5ZM8 197H9V195H8ZM12 197V196H11ZM22 197V196H21ZM28 197V196H27ZM32 197V196H31ZM36 197H38V196H36ZM42 197V196H41ZM45 197V196H44ZM47 197V196H46ZM53 197V196H52ZM64 197H67V196H65V194H64ZM68 197H69V195H68ZM82 197V196H81ZM7 198V197H6ZM35 198V197H34ZM40 198V197H39ZM63 198V197H62ZM72 198V197H71ZM84 198V197H83ZM12 199H14L13 197H12ZM19 199V198H18ZM22 199V198H21ZM25 200H26V198H24ZM24 199H22L23 200V202L25 203L26 201H24ZM30 199V198H29ZM57 199V198H56ZM59 199H61V198H59ZM59 199H58V201H59ZM66 199V198H65ZM69 199V198H68ZM78 200H80L79 198H77ZM76 199V200H77ZM87 199V198H86ZM178 199H179V197H178ZM3 200V202L1 203L2 205H3V208H2V210H3V218L5 219V222L7 223L6 225H7V227H8V229L9 230H11V231H13V232H15L16 230L14 229V228H17V227H15L13 224H15V223H13V220L12 219H14L15 218V213H14V211H11L10 210V203H12V202H10V200H9V198L8 199H5V198H3L2 199ZM39 200V199H38ZM41 200V199H40ZM54 200V199H53ZM63 200V199H62ZM61 200V201H62ZM89 200V201H90ZM134 200V201H133ZM0 201H1V199H0ZM30 201V200H29ZM37 201V200H36ZM41 201H43V199L41 200ZM66 201H67V199H66ZM72 201V200H71ZM83 201V200H82ZM138 201V200H137ZM178 201V200H177ZM176 201V202H177ZM18 203H19V201H17ZM31 202H33V201H31ZM31 202H29V205H30V203ZM39 202V201H38ZM44 202H46L45 200L42 202V204L44 203ZM52 202H57V201H52ZM79 202V201H78ZM173 203V204H177V203ZM54 203V204H55ZM57 203H59V202H57ZM57 203H56V206H58L57 205ZM63 203V202H62ZM62 203H61V205H59V206H65L64 204L62 205ZM67 203V202H66ZM69 203V202H68ZM89 203V202H88ZM179 203V202H178ZM15 204V203H14ZM27 204V203H26ZM25 204V205H26ZM33 204L34 203H32L31 205H32V207H33ZM60 204V203H59ZM80 204V203H79ZM172 204V203H171ZM171 204H169V205H171ZM187 203H185V205H186ZM12 205H13V203H12ZM25 205H24V207H25ZM30 205V206H31ZM47 205H48V203H47ZM50 205V204H49ZM182 204L180 203V206H181ZM28 206V205H27ZM40 206H41V204H40ZM44 206H45V204H44ZM69 206V205H68ZM68 206H66V207H68ZM73 206V205H72ZM77 206H78V204H77ZM81 206V205H80ZM172 206V205H171ZM178 206H179V204H178ZM179 206V207H180ZM1 207V206H0ZM12 207V206H11ZM15 206H13L12 207V209L14 208ZM17 207V206H16ZM46 207V206H45ZM49 208H50V206H48ZM47 207V208H48ZM66 207H64L65 209H68V208H66ZM70 207V206H69ZM87 207V206H86ZM85 207V208H86ZM138 207V208H137ZM174 207H177V205L176 206H174ZM20 208V207H19ZM25 208H27V207H25ZM28 208L30 209L31 207H29L28 206ZM63 207H62V210L64 209ZM71 208V207H70ZM79 208V207H78ZM144 208V207H143ZM183 208V207H182ZM181 208V209H182ZM37 209V208H36ZM59 209H60V211H61V208L59 207ZM58 209V207H57V210H59ZM73 209V208H72ZM180 209V210H181ZM24 210V209H23ZM26 210V209H25ZM24 210V211H25ZM32 210V209H31ZM82 210V209H81ZM80 210V211H81ZM141 210V209H140ZM174 210H177V209H175L174 208ZM178 210H179V208H178ZM178 211L177 212V214H180L181 215V212L182 211ZM185 211H183L184 213L186 212V209H184ZM190 210V209H189ZM16 211H17V209H16ZM23 211V212H24ZM30 211V210H29ZM41 211V210H40ZM70 211H71V209H70ZM74 211V210H73ZM32 213H33V211H31ZM96 212V213H95ZM176 212V211H175ZM58 213V212H57ZM149 213V212H148ZM187 213V212H186ZM17 214H18V212H17ZM26 214H30V212L29 213H26ZM34 214H35V212H34ZM37 214V213H36ZM175 215H177L176 213H174ZM174 214H173V216H174ZM19 215V214H18ZM31 215V214H30ZM33 215V214H32ZM41 215V214H40ZM71 214H70V212L69 211H65L64 213H63V218H61L62 220H66V222L67 223H71L72 222V224L73 223H75V225L76 226H78L79 225V227H76L74 224H73V226L74 227H76V228H80V222H81V218L80 219H78V220H76V221H73V219H71V217L73 218L74 216H70ZM73 215V214H72ZM87 215H89V214H87ZM86 215V216H87ZM184 214H182V216H183ZM187 215V214H186ZM186 215H184L185 216V218H186ZM190 215V214H189ZM34 216V215H33ZM60 216V215H59ZM83 216L85 217V215L83 214ZM147 216V215H146ZM29 217H31V216H29ZM36 217V216H35ZM46 217V216H45ZM44 217V218H45ZM150 217V216H149ZM176 217V216H175ZM32 218V217H31ZM75 218V217H74ZM78 218V217H77ZM177 218V217H176ZM181 218V216H179L178 218H177V221H178V219H179V223L182 221L183 223H186V222H184L183 220H181L180 219ZM184 218V219H185ZM35 219V218H34ZM87 220H88V218H86ZM151 219V218H150ZM190 220H188L187 222H191V221H194L193 219H191V218H189ZM15 220V219H14ZM19 220V219H18ZM27 220V219H26ZM36 220V219H35ZM60 220V219H59ZM75 220V219H74ZM83 220V219H82ZM141 220V221H140ZM181 220V221H180ZM29 221V220H28ZM32 221H33V218H32ZM32 221H29L30 222V224H31V222ZM57 221V220H56ZM61 221V220H60ZM35 223H36V221H34ZM50 222H51V220H50ZM63 222V221H62ZM65 222V221H64ZM181 222V223H182ZM3 223H4V221H3ZM19 223H21V222H19ZM24 223V222H23ZM52 223V222H51ZM69 223V224H70ZM77 223H80V224H77ZM82 223H83V221H82ZM146 223V222H145ZM181 223H180V225H181ZM183 223H182V225H183ZM193 223H195V222H193ZM200 223V222H199ZM17 224H18V222H17ZM59 224H61V223H59ZM151 224V223H150ZM150 224H149V226H150ZM21 225V224H20ZM26 225H28V224H26ZM62 225V224H61ZM66 225H68V224H66ZM65 225V226H66ZM83 225H84V223H83ZM91 225V226H92ZM181 225V226H182ZM14 226V227H13ZM29 226V225H28ZM27 226V227H28ZM48 226V225H47ZM56 226H59V225H57L56 224ZM187 226V225H186ZM195 226H196V224H195ZM23 227V226H22ZM39 227V226H38ZM68 226H66V227H64V229L66 228V229H68L67 228ZM81 227H83V226H81ZM85 227H86V225H85ZM184 227H185V225H184ZM184 227H182V228H184ZM191 227V226H190ZM3 228V227H2ZM53 228V227H52ZM59 228V227H58ZM75 228V229H76ZM90 228V227H89ZM88 228V229H89ZM154 228V227H153ZM193 228V227H192ZM20 228L18 227V230H19ZM21 229H23V228H21ZM37 229V228H36ZM42 229V228H41ZM41 229H39V230H41ZM45 229V228H44ZM77 229V230H78ZM84 229V228H83ZM186 230H188V228L186 227L185 228ZM191 229V228H190ZM189 229V230H190ZM193 229H195V227L193 228ZM193 229H191L190 230V232L193 230ZM196 229H198V227L196 228ZM202 229V228H201ZM24 230V229H23ZM27 230V229H26ZM69 230H71L72 231V229H70V226H69ZM81 230V229H80ZM150 230V229H149ZM188 230V231H189ZM4 231V230H3ZM6 231V230H5ZM4 231V232H5ZM21 231V230H20ZM28 231V230H27ZM30 231V230H29ZM38 231V230H37ZM68 231V230H67ZM75 231V230H74ZM79 231V230H78ZM82 231V230H81ZM188 231H187V233H188ZM197 231V230H196ZM201 231V230H200ZM3 232V233H4ZM9 231H7V234H9L8 233ZM43 232H45V231H43ZM51 232V231H50ZM80 232V231H79ZM78 232V233H79ZM95 232V231H94ZM109 232H111L112 234V236L109 234ZM159 232V233H160ZM197 232H199V231H197ZM208 232V231H207ZM3 233H0V264H25L24 263V260H23V258H22V256H23V252H22V249L17 245V244H14L15 242H13V243H11V242H9L8 240H7V238H6V236L5 235H3ZM16 233V232H15ZM17 233H19V232H17ZM26 233V232H25ZM28 233V232H27ZM35 233V234H34ZM33 234H34V236H36L38 239L40 238H42L43 236H46V234H47V237H48V234L49 233H47L46 232V234L45 235H41L40 233L41 232H34ZM64 233V232H63ZM68 233H69V231H68ZM72 233H74L73 231H72ZM81 233V232H80ZM79 233V235H81ZM90 233V232H89ZM138 233H140V235H141V237H139V235H138ZM191 233H194L193 231L191 232ZM204 233H205V231H204ZM5 234V233H4ZM6 234V235H7ZM30 234H32L31 232H29L28 233V235H30ZM40 234V235H39ZM75 234H77V232L75 233ZM74 234V235H75ZM84 234V233H83ZM207 234V233H206ZM10 235V234H9ZM26 236H27V234H25ZM64 235V234H63ZM66 235V234H65ZM64 235V236H65ZM67 235H72L71 233H69V234H67ZM195 235V234H194ZM193 235V237H195ZM199 235L202 237V235H201V233H199ZM8 236V235H7ZM30 236H32L33 237V235H30ZM50 236V238H49V240H50V243L49 244H51V246H50V249H49V251L50 252H48V251H46L47 253H46V255L49 253V254H51V252H52V255L54 256V254L55 253H57V252H59V250H61V248H63V247H65V245L66 244H62V243H64V242H62V241H64V240H62V238H61V241H60V239H59V237H61V236H58V233L56 232V231H52V233L49 235ZM73 236V235H72ZM75 236H77V235H75ZM73 237L74 239L75 238H77V237ZM97 236V235H96ZM99 236V235H98ZM197 236H198V234H197ZM29 237V236H28ZM27 237V238H28ZM46 237V238H47ZM65 237H67V236H65ZM88 237V236H87ZM205 237H207V235L205 236ZM211 237V236H210ZM11 238V237H10ZM19 238V237H18ZM30 238V237H29ZM37 238H35V239H37ZM44 238V240L46 239L45 237H43ZM68 238V237H67ZM71 238V237H70ZM92 238H93V236H92ZM92 238H90L89 237V240L90 239H92ZM96 238V237H95ZM200 238V237H199ZM212 238V237H211ZM14 239V238H13ZM32 239V238H31ZM37 239V240H38ZM86 239V238H85ZM108 239H110V240H108ZM20 240V239H19ZM28 240V239H27ZM32 240H34V239H32ZM32 240H30V241H32ZM37 240H35L36 241V243H39ZM47 240H48V238H47ZM46 240V241H47ZM48 240V241H49ZM89 240H87V241H89ZM193 241H194V238L192 239ZM207 240V239H206ZM46 241H44V242H46ZM69 241H71V240H69ZM98 241V240H97ZM112 241V242H113ZM20 242V241H19ZM34 242V241H33ZM32 242V243H33ZM62 242V243H61ZM66 242H68V241H66ZM82 242H83V240H82ZM102 242V243H103ZM198 242V241H197ZM204 242V241H203ZM206 242H208V241H206ZM214 242V241H213ZM24 243V242H23ZM48 243V242H47ZM81 243V242H80ZM84 243H86V242H84ZM84 243H81V244H84ZM89 243V242H88ZM92 243H94V242H92ZM199 243H201L200 241H199ZM28 244H29V241H28ZM34 244V243H33ZM68 244H69V242H68ZM87 244V243H86ZM101 244V243H100ZM99 244V245H100ZM217 244V243H216ZM42 245V244H41ZM40 245V246H41ZM85 245V244H84ZM104 245V244H103ZM102 245V246H103ZM106 245V244H105ZM30 246H31V242H30ZM36 246V245H35ZM42 246H44V245H42ZM41 246V247H42ZM67 246V245H66ZM79 246H81V245H79ZM209 246H211V245H209ZM32 247V246H31ZM31 247H30V249H31ZM40 247V248H41ZM49 247V246H48ZM82 247H83V245H82ZM81 247V248H82ZM100 247V246H99ZM37 248H39V246H37ZM43 248V247H42ZM69 248V247H68ZM94 248V247H93ZM105 248V247H104ZM213 248V247H212ZM218 248V247H217ZM29 249V250H30ZM33 249H35V248H33ZM64 249V248H63ZM66 249H67V247H66ZM72 249V248H71ZM80 249V248H79ZM220 249V248H219ZM27 250V249H26ZM38 250V249H37ZM77 250V249H76ZM81 250V249H80ZM84 250V249H83ZM89 250V249H88ZM91 250V249H90ZM212 250V249H211ZM215 250V249H214ZM63 251V250H62ZM87 251V250H86ZM85 251V252H86ZM206 251V250H205ZM216 251V250H215ZM219 251V250H218ZM35 252V251H34ZM77 252V251H76ZM88 252V251H87ZM94 252V251H93ZM198 252V251H197ZM43 253H45V252H43ZM54 253V254H53ZM60 253V252H59ZM80 253H82V252H80ZM21 254H22V256H21ZM38 254H40V253H38ZM48 254V256H50ZM64 254V253H63ZM74 254V253H73ZM78 254V253H77ZM117 254V253H116ZM121 254V253H120ZM203 254V253H202ZM211 254V257L213 258V259H215V260H217L216 258H215V254H213L212 252L210 253ZM31 255H33V254H31ZM45 255V256H46ZM51 255V256H52ZM61 255V254H60ZM67 255V254H66ZM79 255V254H78ZM77 255V256H78ZM83 255V258L81 257ZM79 258L80 259H78L77 261L75 260V258H74V260L73 261H69V257L67 258L68 260L67 261H55L56 260V258H55V260H53L52 258L53 257H51V260H49V261H51V263L52 264H94V263H92V262H86V261H84L83 259H84V254H82ZM93 255V254H92ZM96 255V254H95ZM113 255V254H112ZM115 255V254H114ZM42 256V255H41ZM45 256H44V258H45ZM58 255L56 254V256L55 257H57ZM69 256V255H68ZM88 256H90V255H88ZM123 256V255H122ZM129 256V257H130ZM43 257V256H42ZM71 257V256H70ZM74 257V256H73ZM76 257V256H75ZM91 257V256H90ZM89 257V258H90ZM118 257V256H117ZM127 257V256H126ZM58 258V257H57ZM64 258V257H63ZM82 258V259H81ZM94 258V257H93ZM112 258V257H111ZM206 258V257H205ZM224 258V257H223ZM50 259V258H49ZM73 259V258H72ZM124 259V258H123ZM222 259V258H221ZM45 260H47L48 261V259L47 258H45ZM58 260V259H57ZM91 260H93V259H91ZM112 260V259H111ZM196 260V261H195ZM209 260V259H208ZM211 260V259H210ZM215 260H213V261H215ZM224 260V259H223ZM27 261V260H26ZM122 261V260H121ZM126 261V260H125ZM133 261V260H132ZM93 262H94V260H93ZM97 262V261H96ZM217 262V261H216ZM51 263H49V264H51ZM100 263V262H99ZM102 263H103V261H102ZM105 263V262H104ZM212 263V262H211ZM222 263H224V262H222ZM232 263V262H231ZM26 264H29L28 262H26ZM31 264H36V262L34 263V262H31ZM47 264V263H46ZM135 264V263H134ZM197 264V263H196ZM213 264V263H212ZM218 264H219V262H218Z\"/></svg>","mask_w":264,"mask_h":264}]
</instances>
